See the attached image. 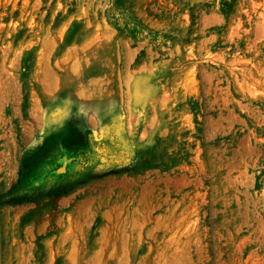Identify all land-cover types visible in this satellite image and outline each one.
Segmentation results:
<instances>
[{"label": "rangeland", "instance_id": "rangeland-1", "mask_svg": "<svg viewBox=\"0 0 264 264\" xmlns=\"http://www.w3.org/2000/svg\"><path fill=\"white\" fill-rule=\"evenodd\" d=\"M221 2L0 0V264H264V0Z\"/></svg>", "mask_w": 264, "mask_h": 264}, {"label": "bare ground", "instance_id": "bare-ground-1", "mask_svg": "<svg viewBox=\"0 0 264 264\" xmlns=\"http://www.w3.org/2000/svg\"><path fill=\"white\" fill-rule=\"evenodd\" d=\"M140 78V77H139ZM143 78V77H142ZM141 79V78H140ZM146 82H140L139 80L135 81L134 84H132L131 88V96H132V112L133 116L137 117L139 115V112L141 110L142 103L144 102V96L149 92L150 88L148 84H145ZM156 89V88H155ZM148 98V97H147ZM89 104L92 103V101L88 102ZM143 107V106H142ZM88 117V116H87ZM88 120V118H87ZM88 122V121H87ZM94 122V121H93ZM97 256V255H96ZM96 263V262H95ZM94 263V264H95Z\"/></svg>", "mask_w": 264, "mask_h": 264}, {"label": "trees", "instance_id": "trees-1", "mask_svg": "<svg viewBox=\"0 0 264 264\" xmlns=\"http://www.w3.org/2000/svg\"><path fill=\"white\" fill-rule=\"evenodd\" d=\"M228 7L227 0H222L221 2V11L226 12Z\"/></svg>", "mask_w": 264, "mask_h": 264}]
</instances>
